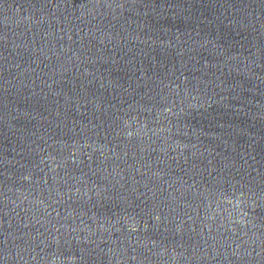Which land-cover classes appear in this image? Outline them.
I'll return each mask as SVG.
<instances>
[{
    "label": "water",
    "instance_id": "95a60500",
    "mask_svg": "<svg viewBox=\"0 0 264 264\" xmlns=\"http://www.w3.org/2000/svg\"><path fill=\"white\" fill-rule=\"evenodd\" d=\"M0 264H264V0H0Z\"/></svg>",
    "mask_w": 264,
    "mask_h": 264
}]
</instances>
